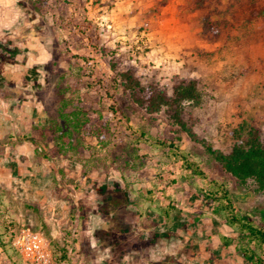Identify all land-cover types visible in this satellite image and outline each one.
Returning a JSON list of instances; mask_svg holds the SVG:
<instances>
[{"label":"rangeland","instance_id":"1","mask_svg":"<svg viewBox=\"0 0 264 264\" xmlns=\"http://www.w3.org/2000/svg\"><path fill=\"white\" fill-rule=\"evenodd\" d=\"M20 1V22L0 32V264H30L10 246V230L23 226L43 235L50 264H248L238 229L204 198L205 183L186 178L164 151L116 132L44 157L41 141L36 152L22 138L53 125L62 91L70 101H95V83L121 69L143 86L169 88L174 75L196 79L202 98L185 104L191 135L183 134V143L211 178L228 185L237 212L264 225V190L236 179L208 153L228 151L232 131L244 123L264 133L259 19L248 24L241 5L232 2L229 11L225 1L212 10L194 0H49L41 10L37 0ZM255 4L264 8V0ZM210 11L222 31L217 41L201 33ZM117 104L132 127L175 135L165 108L148 113L122 91ZM164 205L172 206L169 219ZM220 235L232 242L225 246Z\"/></svg>","mask_w":264,"mask_h":264},{"label":"trees","instance_id":"2","mask_svg":"<svg viewBox=\"0 0 264 264\" xmlns=\"http://www.w3.org/2000/svg\"><path fill=\"white\" fill-rule=\"evenodd\" d=\"M224 1L227 3L225 8L229 11L234 9V3H239L240 11L248 14V24L251 18H258L264 39V8L257 7L256 0H194V4L199 9L212 10V7L218 8ZM48 2L49 0H37V10H41ZM212 13L214 12L210 11L205 15L201 33L209 41H217L220 40L222 31L216 27ZM95 88V101L80 98L70 101L62 91L58 118L53 125L49 128H36L34 131L38 136L31 133L22 139L36 145V152L41 141L43 148L40 147V150H45L44 157H47L48 153L65 154L68 151L83 149L85 142H90L95 137L114 139L116 132L124 133L134 145L164 151L173 163L180 164L186 178L194 177L205 183L202 189L204 198L218 205L225 213L227 224L238 229L237 244L243 260L248 264H264L261 257V253H264V225H257L251 218L237 212L228 185L222 180L211 178L208 165H202L200 161L192 158L183 143V134L191 135V115L185 111V104L200 102L202 91L199 82L193 78L186 79L174 75L169 88L152 84L143 86L131 69H121L113 77L98 80ZM117 91L126 93L131 103L144 108L148 113H156L165 108L177 126V130L173 131L175 135L164 133L160 136L144 125L132 127L129 124V112L117 104ZM51 126L54 128L52 131ZM231 137L232 143L228 151L208 147L210 157L236 179L242 182L251 179L259 190H264V133L257 126L244 123L232 131ZM162 195L165 200L169 199L165 193ZM171 207H162L168 219ZM219 238L225 246L232 242L223 235ZM63 258L64 255L58 260Z\"/></svg>","mask_w":264,"mask_h":264},{"label":"built area","instance_id":"3","mask_svg":"<svg viewBox=\"0 0 264 264\" xmlns=\"http://www.w3.org/2000/svg\"><path fill=\"white\" fill-rule=\"evenodd\" d=\"M10 232V246L23 261L30 264L51 263L48 244L40 232L26 226Z\"/></svg>","mask_w":264,"mask_h":264},{"label":"flooded vegetation","instance_id":"4","mask_svg":"<svg viewBox=\"0 0 264 264\" xmlns=\"http://www.w3.org/2000/svg\"><path fill=\"white\" fill-rule=\"evenodd\" d=\"M23 14V6L20 0H0V32L8 30L20 22ZM7 58V60L11 61L8 62L10 68L15 67L17 68V71H19V68L21 67L15 61L14 57Z\"/></svg>","mask_w":264,"mask_h":264}]
</instances>
